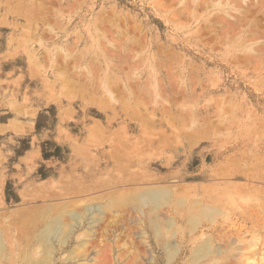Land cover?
<instances>
[{"label":"rangeland","instance_id":"obj_1","mask_svg":"<svg viewBox=\"0 0 264 264\" xmlns=\"http://www.w3.org/2000/svg\"><path fill=\"white\" fill-rule=\"evenodd\" d=\"M203 1L0 0V225L14 247L9 211L81 198L63 187L103 169L126 180L87 195L180 189L162 209L179 247L170 264H187L203 232L242 248L239 264L264 255V0ZM215 192L237 209L191 227L194 197ZM140 211L105 215L84 251L94 261L55 264H168Z\"/></svg>","mask_w":264,"mask_h":264},{"label":"bare ground","instance_id":"obj_2","mask_svg":"<svg viewBox=\"0 0 264 264\" xmlns=\"http://www.w3.org/2000/svg\"><path fill=\"white\" fill-rule=\"evenodd\" d=\"M217 1H216V3H212V4L207 3V6L213 7V6H216V4H217V6L220 7V5L226 4L227 6H230L232 8H236L239 3L241 4V2H240L241 0H238L239 3L237 5H236V3L232 4L234 2H238L237 0H219L218 3H217ZM208 4H210V5H208ZM7 7H8V5H7ZM9 10L14 11L16 9H13V7H12V9H9ZM41 14H42V12H41ZM20 15H22V13ZM219 16H220V14H219ZM224 18H225V16L222 17L223 21L225 20ZM243 18H244V16H243ZM244 19L246 20L247 17ZM240 20H243V19L240 18ZM32 23H33V21H32ZM248 23H249V20H246L245 22L240 23L239 26L247 25ZM239 26L237 28H239ZM241 30H243V29H241ZM247 31H248V33H252L250 30H247ZM232 37H234V36L232 35ZM232 37H229V39H231ZM232 39L235 40V38H232ZM259 39L260 38H257V37H250L249 38V40H251V41L252 40H254V41L258 40L259 41ZM231 40H229V41H231ZM234 40H232V41H234ZM239 40H241V39H239ZM96 43H97V40H96ZM24 44H25V42H24ZM97 45H98V43H97ZM101 45L103 46V44H101ZM253 47H254V45H253ZM253 47H250L249 49L252 50ZM237 48H239V47H237ZM261 50H263V49H261ZM253 51H256V50H253ZM262 56H264V55H262ZM240 58L242 59V57H239V59ZM258 58L261 59V57H257L256 61H258L257 60ZM243 60H244V58H243ZM35 65H39V64H35ZM40 65H41V63H40ZM39 67H41V66H39ZM257 67H259V66H257ZM150 73H151V71L149 72V74ZM109 82H110V80H109ZM53 83H55V82H53ZM107 89H108V92L111 93V88H107V86H106V90ZM111 96H112V94H111ZM100 108H101V106H100ZM138 113H136V114L138 115ZM139 115H138V117H139ZM141 116H143V115H140L139 119L141 118ZM143 121H141V123ZM147 125H149V124H147ZM96 127H97V125H96ZM153 149H155V148H153ZM119 150H121V149H119ZM37 154H38V152H37ZM124 158L125 157H123V160H125ZM119 167H120V165H119ZM123 168H125V167H123ZM102 172H103V169L96 170V171H91L88 169L87 171H85V173H81V174L79 173L80 174L79 176H77L78 174H76V176H74V178H73L74 179L73 182H71V184L69 186L65 185L63 187V188H65L63 190L70 191L68 193L73 194L74 196L84 195L81 198L74 199V200H67V201H63V202L47 203L45 205L39 204L41 207L38 208V206H37L36 207L37 209L25 208V206H22V207H18L16 209H13L12 211H9L5 217H6V219L8 217V219L12 220V223H11L12 227L16 228L19 236H18V241L16 242L17 247H14L13 242L11 240H10L11 242L9 241V239H10L9 234H7L10 232V230L8 232L9 228L7 227V224H6L9 222V220L6 223H4L6 220H5V218H3V220H5V221L1 222V225H0V264H5L9 258H12L11 259L12 264H55L56 262H64V261L69 260V259L70 260L72 259V261L76 260V259H82V260H87V261L93 260L94 261L95 258H94V256H92V254H90V253L85 254L84 251H85L86 246L88 245L89 241L92 238H94L96 231H97V227L99 226V224L103 220H105L104 219L105 215L109 212L114 211V209L124 208V207H126V208L127 207H132V208L135 207L141 211L143 210L147 213H152V215L150 216L151 231L153 232L155 238H157L158 240H161V238H163L162 248L165 251L164 253L166 255V259L168 260V264H170L171 261L173 260L174 256L178 253L179 247L173 241L166 239V235L169 234V231L171 230L174 222H173L171 217H167V215L165 214V212L162 211V209L166 205L169 204L170 200L171 201L173 200L175 193H176V190L178 191L180 189H176L173 184L171 186H169V185H156V186H147V187H136V188H130V189L121 188V189H115V190H112L109 192H104V193H98L97 192L98 194L87 195V193L92 191V190H98L100 188L112 186V185H115L117 183H122L126 180V177H124L125 174L123 173V171H122L121 176L114 175L111 178H103V176L101 177L100 174ZM263 172H264V170H263ZM137 174H139V173H137ZM136 181H138V180H136ZM174 181H175V179H174ZM70 186H72L73 188ZM257 187H261V186H257ZM232 190H235V189H232ZM232 192H230L231 195L228 193L230 195V196L228 195L229 197L232 196ZM62 194H63V192H62ZM65 194H66V192H65ZM212 194L210 195L209 198H206V199H195V197H194L195 201H193V205L191 206V209L188 211V213H187L188 215L186 216V221L191 227L197 226L198 224L204 222V220L214 222L220 216L229 215L230 212L235 208L234 207L235 203L232 202L233 205H229L223 201H218V200H220V198L216 197L217 193L215 192ZM181 199L182 198H179V200H181ZM187 200H188V197H187ZM236 202H238V201H236ZM181 203L182 204L184 203V199L181 200ZM145 207H147V209ZM237 207H239V206H237ZM248 208H250V207H248ZM255 208H257V207H255ZM235 209H237V208H235ZM238 209H240V207ZM254 209L252 211H255V213L257 214L256 210H254ZM262 209H263V206H262ZM245 210H247V209H245ZM244 213H245V211H244ZM110 215H111V213H110ZM259 215H260V213H259ZM257 225H259V224H257ZM81 229H83L82 234L80 233L79 235H77L78 238H81L80 245L78 246V244H77V248H79V249L82 248V251L79 252L78 250H76L77 249L76 247H74L73 249H70L71 248L70 246H71V243L73 242L74 235ZM179 230H181V229H179ZM14 231H15V229H14ZM136 232H139V230ZM142 233L146 234L145 230L142 231ZM172 235H174V234H172ZM233 240H234V238H233ZM262 243H264V242H262ZM10 245L13 247H11L9 249ZM241 249H239V247L236 245V243L232 240L225 241V240L217 239L211 233L209 234V233L203 232L201 234V236L198 237L196 239V241L193 243V245L191 246V252L188 255V258L186 259L187 261L185 260V262H187V264H239V262L237 260L243 259ZM249 249H251V248H249ZM67 250H70V251L67 253L66 252ZM64 252H66L67 255L65 257H61L60 255ZM259 256H260V258L258 261L256 259L257 257H255V258L252 257V259L248 257L247 260L248 259L250 260V261L248 260L250 262V264H259V263L264 264V255L261 256V254H260ZM245 260H246V258H245ZM80 262H82V261H80ZM11 263H9V264H11ZM241 263L243 264V262H241Z\"/></svg>","mask_w":264,"mask_h":264}]
</instances>
